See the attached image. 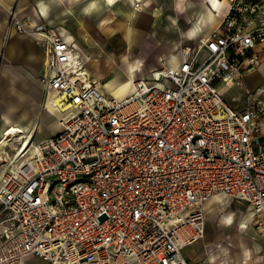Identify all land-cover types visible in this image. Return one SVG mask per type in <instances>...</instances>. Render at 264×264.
I'll return each instance as SVG.
<instances>
[{
	"label": "built area",
	"instance_id": "built-area-1",
	"mask_svg": "<svg viewBox=\"0 0 264 264\" xmlns=\"http://www.w3.org/2000/svg\"><path fill=\"white\" fill-rule=\"evenodd\" d=\"M226 12L181 44L179 67L135 79L121 100L99 91L73 43L11 12L39 37L46 105L63 116L0 176V264H206L183 251L205 238L217 196L248 203L264 233V104L237 110L220 89L264 62V0Z\"/></svg>",
	"mask_w": 264,
	"mask_h": 264
},
{
	"label": "crops",
	"instance_id": "crops-1",
	"mask_svg": "<svg viewBox=\"0 0 264 264\" xmlns=\"http://www.w3.org/2000/svg\"><path fill=\"white\" fill-rule=\"evenodd\" d=\"M138 1L140 8L135 6ZM228 6L229 0H0V141H4L0 155L6 161L0 163V176L12 169L9 160L16 158L22 143L27 141L30 142L28 145H34L62 130L58 116L48 111L46 105V85L41 81L45 72V49L38 36L15 30L10 17L12 11L21 18H29L33 26L44 23L54 28L80 53L96 60L92 72L102 82L105 77L102 70H98L100 63L101 68L106 64L108 71L114 64L98 59V51L108 49L116 36L122 35L130 48L134 44L133 37L137 36L144 46H151L161 54L154 62L158 66H150L149 75L143 77L148 78L152 70L170 68L167 56H175L179 67L178 45L185 43L187 37H208L221 23ZM110 56L114 58L115 52ZM160 61H164L162 66ZM87 64L90 66L89 61ZM143 66L142 61L129 64V74L124 80L118 76L99 84V90L105 94L125 83L126 86L114 94L117 98H128L132 95L135 80L131 75L135 76L133 71ZM220 89L226 103L237 110L256 106L259 102L264 104V62L256 70L245 73L240 85ZM54 117L58 118L56 131L49 124ZM261 122L260 135L264 142V115ZM14 128L19 133L8 136V129ZM222 198L227 205L216 203V197L207 202L206 236L199 243L184 248V255L206 264H264V235L260 236L253 225L252 208L248 203ZM234 201L238 204L233 208ZM240 204H245L244 210L236 207ZM2 210L0 204V212ZM227 231L233 235L226 236ZM196 245H201L198 255L188 252ZM223 248H232L231 253L222 251ZM24 264L50 263L43 258L31 257Z\"/></svg>",
	"mask_w": 264,
	"mask_h": 264
},
{
	"label": "rangeland",
	"instance_id": "rangeland-1",
	"mask_svg": "<svg viewBox=\"0 0 264 264\" xmlns=\"http://www.w3.org/2000/svg\"><path fill=\"white\" fill-rule=\"evenodd\" d=\"M137 38H138L137 36L133 37V43L134 44L130 48L126 44V42L123 40L122 35H118L115 37L114 41L111 42V45L109 46L108 49L104 48V49L98 51L100 53L98 59L109 61L112 64H114L111 67V69H109L110 71H108L109 67L106 68V64H103V66L101 68V63L99 62L100 65H99L98 70L99 69L102 70V73H104V77H105V79L102 82L98 81V79L96 78V76L92 72V65L96 63V60H94L92 57L87 56V54H85V53H83V54L80 53L81 57H82L81 62H82V64H84V68L86 69V73L88 74L89 79L92 80L93 83L96 82V86L99 87V84L106 83L107 81L115 80L116 77H118V76H119V79H121V81L124 80V78H126L129 74L128 66L131 63L135 64L137 61L144 62L143 67H140L139 69H135L133 71V73L135 74V79L143 78L144 75L147 74V72L150 70V66H158L157 64L154 65V62H156V60H157L156 58H158L159 56L161 57V54H159L158 51L155 52V50L151 46L150 47L144 46L142 40L137 39ZM187 41L188 40L186 39L185 42H187ZM178 46L181 47L180 44ZM111 52H115L116 56L114 58L112 56H110ZM87 61H89L90 66H88ZM160 62H161L160 66H162L164 64V61H160ZM111 63H109V64L112 65ZM97 81H98V83H97ZM124 84L125 83H121L120 85L116 86L114 91L108 90L107 92H105V95L109 98H115L117 95H115L114 92H116V90L121 88L122 86H126ZM112 88H114V86ZM118 99L121 100L124 98H118ZM57 119H58L57 117H54L53 120L49 121V124L51 125V127L55 131L58 129ZM6 144H8V143H6ZM232 203L233 204H231V206L233 208L235 207V205L238 204L235 201ZM231 206H230V204L228 205V211H230ZM236 207H239L241 210L242 209L244 210L245 204H240L239 206H236ZM250 225H252V224L250 223ZM231 233H232L231 231H227V232H225V235L230 237L233 235ZM242 233H246V231L242 230ZM263 235H264V233L263 234L260 233V236H263ZM224 244H226V242ZM200 249H201V245L200 246L196 245L194 248L188 249V252H194V255H198L200 253ZM189 250H191V251H189ZM230 250H232V248ZM189 254L190 253H188V255Z\"/></svg>",
	"mask_w": 264,
	"mask_h": 264
},
{
	"label": "bare ground",
	"instance_id": "bare-ground-1",
	"mask_svg": "<svg viewBox=\"0 0 264 264\" xmlns=\"http://www.w3.org/2000/svg\"><path fill=\"white\" fill-rule=\"evenodd\" d=\"M127 31V36L129 35V29L128 30H126ZM166 60L167 61H169L170 62V68H172V69H174V68H177V66H178V61H177V59H176V57L175 56H167L166 57ZM94 66V65H93ZM131 74V73H130ZM147 75H149V74H147ZM134 75H131V78H132V80L134 79ZM95 84H96V82H94ZM107 87H110L109 85L107 86ZM97 88H98V86H97ZM101 88V87H100ZM99 89V88H98ZM107 90V89H106ZM125 90V88L123 89V91ZM99 91H101V90H99ZM104 91H105V89H104ZM102 92V91H101ZM103 93V92H102ZM104 94V93H103ZM47 108H48V111H50L51 113H53V114H55V115H57L58 116V118H60V117H62L63 115H62V113L58 110V109H56L55 107H54V105H51L50 103H48V105H47ZM23 131V130H22ZM25 132V131H24ZM6 133H8V136H11V135H17L18 133H19V131L17 130V129H8V131L6 132ZM26 138V137H25ZM27 139V138H26ZM30 139V138H29ZM3 143H4V141L2 142V140L0 141V149H1V147H2V145H3ZM30 143V142H29ZM27 141L26 142H24V143H22L21 144V147L19 148V150H18V152H17V154L20 152V150H21V148H22V146L24 145V147H25V149H27V148H29V147H31L30 145H32V144H30V145H28L29 144ZM36 144L37 143H34V145H32V147H31V149H32V152H34L35 151V147H36ZM4 147V146H3ZM17 154H16V156H17ZM215 202L216 203H219V204H222V205H227V203L225 202V199H223L222 198V196H217L216 197V199H215ZM211 208V207H210ZM249 222V221H248ZM236 234V233H235ZM234 237V236H233ZM235 239H238V237L236 236V238ZM234 243H235V240H234ZM232 244H233V242H232ZM256 249V248H255ZM222 251H226L228 254L229 253H231L230 252V250H227V249H225V248H223L222 249ZM234 252V251H233ZM224 255H226L225 253H224ZM237 255V254H236ZM238 257H239V255H238ZM239 260H241V259H239Z\"/></svg>",
	"mask_w": 264,
	"mask_h": 264
}]
</instances>
